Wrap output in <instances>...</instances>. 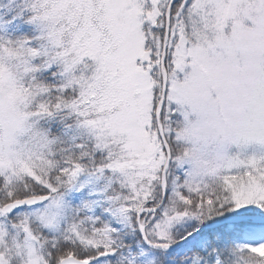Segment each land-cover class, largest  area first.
Returning <instances> with one entry per match:
<instances>
[{
  "label": "snow or ice",
  "instance_id": "snow-or-ice-1",
  "mask_svg": "<svg viewBox=\"0 0 264 264\" xmlns=\"http://www.w3.org/2000/svg\"><path fill=\"white\" fill-rule=\"evenodd\" d=\"M0 264H264V0H0Z\"/></svg>",
  "mask_w": 264,
  "mask_h": 264
}]
</instances>
